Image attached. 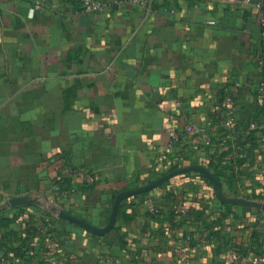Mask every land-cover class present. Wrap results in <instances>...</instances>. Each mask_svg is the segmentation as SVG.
I'll return each mask as SVG.
<instances>
[{"label":"crops","instance_id":"crops-1","mask_svg":"<svg viewBox=\"0 0 264 264\" xmlns=\"http://www.w3.org/2000/svg\"><path fill=\"white\" fill-rule=\"evenodd\" d=\"M260 59L238 0H0V264H264ZM225 96L239 135L168 151Z\"/></svg>","mask_w":264,"mask_h":264},{"label":"built area","instance_id":"built-area-1","mask_svg":"<svg viewBox=\"0 0 264 264\" xmlns=\"http://www.w3.org/2000/svg\"><path fill=\"white\" fill-rule=\"evenodd\" d=\"M151 2L152 0H80L79 3L82 10L93 11L101 8L102 6L113 4H135L147 7L151 4ZM251 5L260 12L261 21L264 25V1L252 3ZM37 7H41V5H38ZM259 64L263 67L264 59H260ZM256 102L259 105L260 113L264 117V75L257 84ZM209 127L213 130L222 127L224 131H233L238 135L241 133V130H239L238 127V120L235 113V100L233 97L225 96L217 103L214 118L209 117L204 122L190 121L182 129L174 133L171 140L168 142V151L175 152L178 149V144H180L184 139L201 134ZM261 140L264 143V134L262 135ZM79 173L82 176L84 175L83 172ZM55 188L58 190L59 185L56 184ZM61 193L63 195L67 194L65 191H61ZM150 210L155 212V208L153 206ZM1 236H3V233L0 231V237ZM185 260L188 263L187 259ZM1 263L8 264V256H2Z\"/></svg>","mask_w":264,"mask_h":264},{"label":"water","instance_id":"water-1","mask_svg":"<svg viewBox=\"0 0 264 264\" xmlns=\"http://www.w3.org/2000/svg\"><path fill=\"white\" fill-rule=\"evenodd\" d=\"M238 1L246 2V3L252 4V3L261 2V1H264V0H238ZM205 171H206V170H205ZM206 172H207V171H206ZM207 174H208V175L214 180V178H213V176H212L211 174H209L208 172H207ZM148 188H149V187L146 186V187L142 188L141 190H146V189H148ZM133 192H135V190L128 192V194H129V193H133ZM32 201H34V199H33ZM238 201H239V202H242V203L252 204V205H255V206H258V207L264 208V203H262V204H261V203H256V202H253V201H247V200H245V199H239ZM10 202L13 203V204H22V203H29L30 200H29L28 196H22V197H16V198H13V199L10 200ZM118 202H119V201L117 200V201H116V204H115V206H114V211H113L112 218H111V222H110L108 228L111 227V226L113 225L114 218H115V216H116V212H117V208H118ZM58 212H59L60 216H62V217H66V218H69V219L76 220V221L80 222L81 224L87 226L88 228H90V229H91L92 231H94V232H99V233H101V232H103V231L106 230V229H104V230H100V229H97V228H92V227H90L89 224H88L87 222H85L84 220H82V219H77V218H74V217L72 218L71 216H69L68 214H66L65 212H63L62 210H58Z\"/></svg>","mask_w":264,"mask_h":264},{"label":"trees","instance_id":"trees-1","mask_svg":"<svg viewBox=\"0 0 264 264\" xmlns=\"http://www.w3.org/2000/svg\"><path fill=\"white\" fill-rule=\"evenodd\" d=\"M74 1H76L78 3L80 2V0H74ZM56 184L59 185V189L60 190L66 189L64 179L60 178V179L56 180ZM144 196H145V194H140V195L138 194V195H135V196H131L130 198L134 199V200H137V199L138 200H143Z\"/></svg>","mask_w":264,"mask_h":264}]
</instances>
